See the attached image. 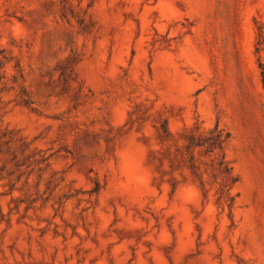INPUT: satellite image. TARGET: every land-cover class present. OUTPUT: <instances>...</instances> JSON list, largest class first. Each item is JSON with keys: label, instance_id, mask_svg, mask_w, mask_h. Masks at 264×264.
I'll return each instance as SVG.
<instances>
[{"label": "rangeland", "instance_id": "374dc122", "mask_svg": "<svg viewBox=\"0 0 264 264\" xmlns=\"http://www.w3.org/2000/svg\"><path fill=\"white\" fill-rule=\"evenodd\" d=\"M255 17L264 0H0V264H264Z\"/></svg>", "mask_w": 264, "mask_h": 264}, {"label": "trees", "instance_id": "16d2710c", "mask_svg": "<svg viewBox=\"0 0 264 264\" xmlns=\"http://www.w3.org/2000/svg\"><path fill=\"white\" fill-rule=\"evenodd\" d=\"M256 36L254 41V53L256 55L257 66L259 69V76L262 86L264 87V61L261 58L262 51L264 52V21L254 18ZM11 61V56L6 53L4 48H0V83L3 82V76L5 72L6 65ZM14 72L12 73V81L17 82L23 79L21 65L18 60L12 65ZM21 89L24 91V83H20ZM1 90V87H0ZM218 124H215L211 130L217 129ZM165 130H167L166 126H163ZM200 138L201 140H194L193 138L189 139L190 146H206L208 149L212 151L214 148H222L221 142L223 141V136L220 132H217L214 136ZM221 163V162H220ZM223 166V165H222ZM223 169V167H222ZM226 169V168H225Z\"/></svg>", "mask_w": 264, "mask_h": 264}]
</instances>
